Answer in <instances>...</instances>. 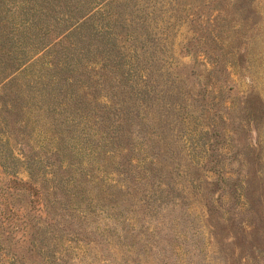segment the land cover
Segmentation results:
<instances>
[{"label": "rangeland", "instance_id": "374dc122", "mask_svg": "<svg viewBox=\"0 0 264 264\" xmlns=\"http://www.w3.org/2000/svg\"><path fill=\"white\" fill-rule=\"evenodd\" d=\"M0 264H264V0H0Z\"/></svg>", "mask_w": 264, "mask_h": 264}]
</instances>
